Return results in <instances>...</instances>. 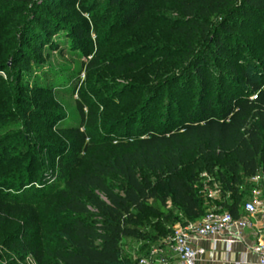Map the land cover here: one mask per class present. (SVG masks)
Returning <instances> with one entry per match:
<instances>
[{
	"label": "rangeland",
	"instance_id": "obj_1",
	"mask_svg": "<svg viewBox=\"0 0 264 264\" xmlns=\"http://www.w3.org/2000/svg\"><path fill=\"white\" fill-rule=\"evenodd\" d=\"M132 1L145 6L142 21L133 29L124 22L129 9L125 0H0V264H38L37 257L61 264L55 252L65 246L57 232L66 220L59 193L64 185L62 180L51 184L58 162L63 164L80 150L79 132L103 135L105 102L112 100L131 111L148 96L140 90L148 83L145 78L152 72L164 78L172 75L171 64L181 62L180 54L205 45L177 0ZM239 19L230 23L235 29L223 35L219 53L211 48L207 59L192 64L159 93L149 91L153 97L140 115L148 126H174L200 108L203 96L214 98L219 89L226 91L230 81L242 91L237 78L243 72L264 79V19L251 17L245 26ZM178 28L190 32L189 39ZM94 55L97 65L89 70ZM135 58L140 60L131 67ZM195 65L203 73L201 80ZM132 94L141 95L136 103ZM139 126L138 121L131 123L128 133ZM126 127L115 128L113 138H122ZM92 150L88 147L86 155ZM76 160L82 170L84 161ZM195 160L203 194L215 200L223 162L215 161L209 171ZM109 183L122 193L121 179L113 177ZM261 185L264 188V180ZM216 207L212 204L207 211ZM88 209L95 212L90 205ZM167 218L179 219L173 207ZM143 222L149 227L166 221L149 211ZM123 243L131 261L143 256L136 253L140 242ZM153 246L157 243L148 244L149 249Z\"/></svg>",
	"mask_w": 264,
	"mask_h": 264
},
{
	"label": "trees",
	"instance_id": "obj_2",
	"mask_svg": "<svg viewBox=\"0 0 264 264\" xmlns=\"http://www.w3.org/2000/svg\"><path fill=\"white\" fill-rule=\"evenodd\" d=\"M125 2L129 9L124 22L133 29L142 21L145 6L142 1ZM176 3L181 14L199 31L205 45L197 52L190 47L180 54V64H171L172 75H164V78L162 73L152 72L145 78L148 83L140 90L148 96H142L141 103L131 111L128 106L112 104V100L105 102L100 117L103 135L97 132L93 135L88 130L79 132L80 150L68 161L57 164L58 175L51 184L54 186L57 180H62L60 206L66 217L57 229L65 241V246L55 252L61 264H135L136 260L131 261L125 254L124 240L140 242L136 253L142 256L148 252V244L158 243L171 232L175 223L200 220L212 204L217 206L215 209H224L237 218L251 197L253 186L248 179L261 174L264 180V79L254 80L246 72L239 74L237 82L244 86L242 91H237L230 81L226 91L219 89L214 98L203 96L200 108L174 126L152 128L140 117L153 95L181 77L192 64L203 57L207 59L211 48L218 49L219 53L223 35L233 32L235 24L230 26V23L238 16H241L239 24L244 23L242 26L247 25L251 17L264 19V0H177ZM177 30L189 39L190 32L183 28ZM139 60L135 58L130 66H135ZM96 65L97 55H94L88 62L89 70ZM198 65L194 73L201 80L203 73ZM202 87L206 88V84H201ZM139 97L140 94L131 96L133 102ZM137 121L138 130L128 133L130 124ZM124 124L127 126L124 136L113 138L115 128ZM88 147L94 150L86 155ZM194 157L209 171L215 161L223 162L224 172H219L216 181L220 194L215 200L203 194L197 176L199 165ZM76 158L84 161L82 170ZM113 177L123 183L121 194L109 183ZM88 205L95 212L91 213ZM170 207L179 217L171 222L167 218ZM149 211L166 222L145 226L143 219ZM36 259L38 264H47L39 257Z\"/></svg>",
	"mask_w": 264,
	"mask_h": 264
},
{
	"label": "built area",
	"instance_id": "obj_3",
	"mask_svg": "<svg viewBox=\"0 0 264 264\" xmlns=\"http://www.w3.org/2000/svg\"><path fill=\"white\" fill-rule=\"evenodd\" d=\"M248 181L253 186L251 197L244 203L237 218L224 209H212L198 221L178 223L169 234L158 241L157 246L151 247L145 255L137 259L135 264H196L206 250L194 241L209 240L213 249L218 241H222L231 248L234 242L242 240L243 230L253 232L251 250L256 255L258 264H264L263 177L256 174ZM219 190V186L215 188V195Z\"/></svg>",
	"mask_w": 264,
	"mask_h": 264
},
{
	"label": "crops",
	"instance_id": "obj_4",
	"mask_svg": "<svg viewBox=\"0 0 264 264\" xmlns=\"http://www.w3.org/2000/svg\"><path fill=\"white\" fill-rule=\"evenodd\" d=\"M253 242L254 235L251 230H243L242 240L234 242L231 248L224 242L218 241L213 249L209 240L198 239L194 243L204 247L206 252L196 264H258L257 257L251 250Z\"/></svg>",
	"mask_w": 264,
	"mask_h": 264
}]
</instances>
